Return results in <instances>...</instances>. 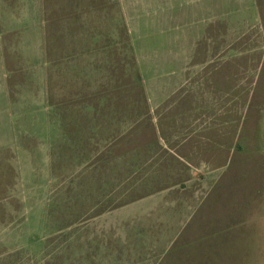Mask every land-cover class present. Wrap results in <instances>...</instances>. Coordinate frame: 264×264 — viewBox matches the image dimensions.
Returning a JSON list of instances; mask_svg holds the SVG:
<instances>
[{"label": "rangeland", "instance_id": "obj_1", "mask_svg": "<svg viewBox=\"0 0 264 264\" xmlns=\"http://www.w3.org/2000/svg\"><path fill=\"white\" fill-rule=\"evenodd\" d=\"M208 38L197 56L247 57L242 125L205 87L196 111L173 112L177 93L197 89L190 45ZM161 46L183 72L162 62ZM131 84L150 111L115 113L100 134L80 109L106 90L121 105ZM162 114L173 121L161 147L124 143L119 168L99 172L117 128ZM136 132L135 144L151 142ZM0 142V264H264V0H0ZM163 146L162 159L144 161ZM143 164L150 178L139 182ZM128 179L130 197L148 201L107 210L106 198L130 194ZM101 182L113 187L99 193Z\"/></svg>", "mask_w": 264, "mask_h": 264}, {"label": "crops", "instance_id": "obj_2", "mask_svg": "<svg viewBox=\"0 0 264 264\" xmlns=\"http://www.w3.org/2000/svg\"><path fill=\"white\" fill-rule=\"evenodd\" d=\"M203 39L204 38H202L200 40H203ZM212 45L213 44L209 42V38H208V40H204L203 42L199 41L196 44L192 43V45H190V49H192L193 52H192V56L188 59V62L190 63L189 65L191 66V70L193 71V74L194 75L196 74V77L191 80V83H192V85H195V87L197 89L195 92L189 91L185 94L184 93H177L180 96L177 97L172 102L175 105L174 106L175 110H173V112H175L176 108H178L180 105H184V104L188 105V111H190V110L192 112L196 111L195 108L200 107L198 105H195V103L199 99L198 97L200 96V90L199 89H203V87H205V88L213 89L214 93L215 92H218V93L221 92L220 102H218V106L221 107V109L223 110V112L225 114L233 113L234 115H236V119L235 118L234 119L237 121L239 120V124L242 125V122H244V118L242 119L241 117L244 114H246V111L248 109V95L250 92V94L252 96L253 88H254L253 87L252 89L251 88L248 89V87H247L242 91L244 86L241 84L240 81L242 79V71H244V74L247 71V66H248L247 57H245V56H230V57L227 56V57H224L222 59L216 60V58H211L208 55H204L203 57L197 56L198 50L200 51L202 49L204 50L205 54H207V50L209 48H211ZM237 45H239V44L237 43ZM163 46L165 47L164 50H166L167 48L174 47V42L173 41L165 42V44ZM163 46H161L159 48L160 49L159 55H160L162 62L166 66H170V65H176L177 66L179 64V70L181 72H183V69H181L180 65L183 66L184 59H181L178 57L168 58L167 57L168 53L163 51V49H162ZM177 47H178V45H177ZM252 65H255V64H252ZM255 69H256V67H255ZM148 72H150V70H147L144 67V74H145L144 76H146V73H148ZM142 76H143V74H142ZM247 83H248V80L246 82V85H247ZM131 85H132L131 89L134 90L133 91L134 93L128 94L129 99H128V101L127 100L125 101L126 103L123 101L121 105H118V104H116V99L112 100V101H108L106 99V95H105L107 92V90H106L102 93H99V103H101V104H99V106H96L93 111H92L93 105H88L90 107V109H86V111H83L82 109H80V112H82L83 114L89 113L90 111L92 114H95V117H96V123H95L96 127L95 128L97 130V125H98L97 121H99V127L98 128H99L100 134H101V131L105 127L108 128L107 124H110L112 122V120H111L113 117L112 115L115 113H117V114H120L119 112L126 113L125 109H127L129 112L127 117L130 118L131 117L130 113L134 110V108L142 109V110H144V113H146L145 111H150V109H149V97L145 96L143 88L142 87L135 88L133 86V84H131ZM130 95H132V96L138 95V100L136 99L137 101H133V99H132L133 104L130 101ZM105 108L108 109V114H106V115L103 112V110ZM98 111H99V115H98ZM160 111H161V109L159 110V112ZM241 113H243L242 116H241ZM122 116H123V114H122ZM101 117L103 119H107V122L104 123V121H100ZM144 117H142L140 120H136L135 124H132L129 128H127L124 131H119V128H117L116 132L114 131V134H112L110 137H108V143L105 144V146L102 149L101 148L99 149V158L95 159L97 162L99 160V172H101V170H104V169L106 171L109 169H112V168L117 169L118 160L122 156V154H124L121 152L122 151L121 149H122V146L124 145V143L127 144L128 151H126V152H129V153H132L138 149H142L145 146L148 147L147 149H149V147L152 145V143H156L158 146L161 145V142L164 141L163 133L166 134V129L168 126L167 123L169 124L173 120L171 118L166 119L163 114H162V117L159 116L156 119V123H154L153 118H151L149 116L146 118H144ZM222 121H223L224 125H225V123H227L224 118L222 119ZM120 123H122V119H118V121L116 123V127H119ZM173 126H174V124H173ZM225 127L227 128V126H225ZM90 128L93 129V127H90ZM137 128H141V130H145V131H150L152 134V138L150 139L151 142L147 143V140H142V141L140 140L141 142L138 141V143L135 144L136 138L139 136V134H137V132H136ZM218 129H221V128H218ZM100 137L101 136L99 135V145L101 143ZM147 138H149V137H145L144 139H147ZM185 141L186 142L183 143V146L186 145V146L190 147L192 143H189L190 140L188 137H187V140H185ZM0 144H1V142H0ZM220 144L221 143H219V145ZM162 151H165L164 146L160 150L161 154L157 155V153L154 151L153 153H155V155L150 156L149 158L147 157L146 160H144V161L151 162L150 160H152L154 158L157 160L162 159V153H163ZM173 154H174V156H178V160H184V162H186V164L189 165L188 160H185L184 156L177 154V153H174V152H173ZM155 156H157V157H155ZM176 160H177V158H176ZM89 161H91V160H89ZM92 161H94V160H92ZM147 168H148V165H145V164H143L140 168H136L135 166H133V169H135L134 172H140L139 173L140 174L139 175V179H140L139 182H142V180H145L146 178L147 179L150 178V174L148 173ZM108 186L113 187V183L112 182H101L99 184V193H102L101 190L104 189L105 187H108ZM135 186H136L135 179H131V181H130V179H128V183H126V191L130 192V194L126 197H123V198H118L119 196H117V195L113 196V194H112V197L106 198V199H108L106 201V204H105V207H107L106 209L108 210L111 207H113V208L117 207L118 206L117 203L120 201L125 202L127 204V205L123 204L122 205L123 207H133L131 205H136V204L140 205L141 203H145V201L147 202L149 197H146V196L140 197L139 199H135V198L130 197L131 193H134V187ZM114 202H116V204ZM102 203H103V201H101V204L99 203V207L101 209L103 208Z\"/></svg>", "mask_w": 264, "mask_h": 264}]
</instances>
